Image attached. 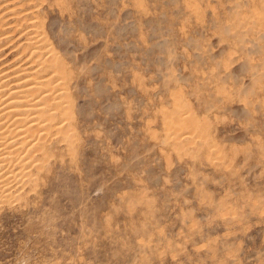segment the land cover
Returning a JSON list of instances; mask_svg holds the SVG:
<instances>
[{
  "label": "rangeland",
  "instance_id": "1",
  "mask_svg": "<svg viewBox=\"0 0 264 264\" xmlns=\"http://www.w3.org/2000/svg\"><path fill=\"white\" fill-rule=\"evenodd\" d=\"M0 1V71L66 126L0 264H264V0Z\"/></svg>",
  "mask_w": 264,
  "mask_h": 264
},
{
  "label": "bare ground",
  "instance_id": "2",
  "mask_svg": "<svg viewBox=\"0 0 264 264\" xmlns=\"http://www.w3.org/2000/svg\"><path fill=\"white\" fill-rule=\"evenodd\" d=\"M28 1V0H27ZM31 1V0H30ZM29 1V2H30ZM1 2V1H0ZM33 2V1H32ZM7 3H4V6H9V5H6ZM3 5V4H2ZM9 9V8H8ZM12 9V8H11ZM7 10V9H6ZM8 11V10H7ZM11 11V10H10ZM9 11V12H10ZM6 12V11H5ZM27 12V11H26ZM17 13V12H16ZM20 15H21V12H18ZM17 13V14H18ZM30 13V11L28 12ZM10 14H12V16L15 15V11L14 13L10 12ZM18 14V15H19ZM23 14V13H22ZM32 14V13H31ZM5 15V13H4ZM30 17L32 15L28 14ZM35 15V14H34ZM38 15V14H36ZM17 17V16H16ZM32 18V17H31ZM29 18V19H31ZM7 19V18H6ZM16 19V18H15ZM34 19V17H33ZM12 20V19H11ZM36 19H34L35 21ZM38 20V19H37ZM24 21V20H23ZM30 21V20H29ZM32 21V20H31ZM33 22V21H32ZM32 22L31 25L33 24ZM28 23V22H27ZM2 24V23H1ZM37 24V22H36ZM15 25V24H14ZM5 26V25H4ZM33 26V25H32ZM20 27V26H19ZM37 27H39V25H37ZM17 28V27H16ZM15 28V29H16ZM5 29V28H4ZM32 29V28H31ZM33 30H36L37 29H33ZM39 30V29H38ZM24 31V30H23ZM26 31V30H25ZM35 31V32H36ZM34 33V31H30V33ZM39 32V31H38ZM23 33V32H22ZM29 33V32H27ZM9 34V33H8ZM7 34V35H8ZM24 34V33H23ZM36 34V33H35ZM34 34V35H35ZM11 35V33H10ZM21 34H19L20 36ZM28 35V34H27ZM25 36V37H28L30 38L29 36ZM33 35V34H32ZM30 35V36H32ZM39 34H37L38 36ZM7 37V36H6ZM38 37H41L38 36ZM37 37V38H38ZM18 38V37H17ZM36 38V37H35ZM34 38V39H35ZM16 39V38H15ZM31 39V38H30ZM33 39V38H32ZM39 39V38H38ZM45 39V38H44ZM40 40H43V39H40ZM26 41V40H25ZM28 41V40H27ZM31 40H29L28 42H30ZM37 41V40H36ZM28 42L26 44H28ZM31 43V42H30ZM29 43V44H30ZM32 43H34V41L32 40ZM38 43V45L36 44V46L38 47L39 44L41 46V41H38L36 42ZM9 44V43H8ZM20 44V43H19ZM7 46V45H6ZM27 46V45H26ZM33 50H31V52L35 50H40V46L38 49H36L37 47L34 48V46L31 44L29 45ZM47 46V45H46ZM4 47V46H3ZM25 47V46H24ZM51 47V46H49ZM42 48H48V47H43V44H42ZM26 50V48H24ZM29 50V49H28ZM42 51V50H41ZM44 51V50H43ZM42 51V52H43ZM48 51V50H47ZM50 51V50H49ZM37 53V52H36ZM35 53V54H36ZM39 53V52H38ZM50 52H48L49 55H53V54H50ZM34 55V53H32ZM40 54V53H39ZM42 54V53H41ZM20 55V54H19ZM18 55V56H19ZM32 55V57H33ZM44 54H42V57H43ZM47 55V54H46ZM31 56V55H30ZM29 56V58H31ZM38 56V55H37ZM36 57V59L39 57ZM41 57V58H42ZM50 56H48V59L50 60L51 58H49ZM45 58V56H44ZM15 59V58H14ZM33 59V58H32ZM35 59V60H36ZM58 58L56 57V60ZM26 60V58H25ZM39 60V58H38ZM44 59H42L43 61ZM49 60H46L49 62ZM52 61L54 62V59H52ZM36 62V61H34ZM34 62H32V64H35ZM41 62V61H40ZM47 62V63H48ZM52 62V63H53ZM58 62H60V60H58ZM57 61H55V63H58ZM21 63V62H20ZM39 63V61H38ZM51 63V62H50ZM51 63V64H52ZM22 64V63H21ZM37 64V63H36ZM42 64V63H41ZM41 64H38L42 67ZM59 64V63H58ZM58 64H56V66H58ZM19 65V64H18ZM17 65V66H18ZM30 65V64H29ZM45 65V64H44ZM55 65V64H54ZM39 66L40 68V71L39 73L41 72L42 73V69L41 67ZM47 67V65H45ZM43 66V67H45ZM15 68V67H14ZM36 70L38 69V67H35ZM17 69V68H16ZM25 69V67H24ZM51 68H49L50 70ZM55 69V68H54ZM58 69H60V67L58 66ZM39 70V69H38ZM45 70V69H44ZM48 70V69H47ZM46 70V71H47ZM52 70V69H51ZM32 71V70H31ZM35 70H33L34 72ZM57 73H59L60 71L59 70H56ZM55 70L53 71V74L54 72H56ZM59 71V72H58ZM5 72V71H4ZM16 72V71H15ZM23 72V71H22ZM26 72V71H25ZM29 72V71H28ZM12 73V72H11ZM21 73V72H20ZM31 73V72H30ZM38 72H34L33 75L37 74ZM38 73V74H39ZM45 74V73H44ZM47 74V72H46ZM53 74L51 73V75L53 76ZM56 74V73H55ZM17 74H15L16 76ZM32 75V77H33ZM50 75V74H49ZM48 75V76H49ZM49 76V77H52V76ZM57 75V74H56ZM12 77V75L10 74H7V73H3L0 71V202L3 203L2 201H9V198H11L12 193L16 192L19 188H21V186H25L26 184H29L31 182V176H32V172L34 170H38L39 167L41 166V161L42 159L45 157V155L47 153H49V148H48V143H50L51 141V138L53 137V132L55 133V131H62L63 129L62 128H66L65 124H64V127H58L56 128L55 126L57 125H54V120H58V119H61L58 117V119H53L57 114L54 110V112L52 113L53 110H51L49 107H47L46 105H42L43 101H50V103L53 101H55V97H52L50 93V91L54 88L52 87H49L51 88L49 90V93L48 92H45L44 95L43 94H40V95H43L41 98L38 96V97H34V99L38 98L39 100H30V99H27V97L25 96L26 93L29 91H26V92H21L19 90H22V88H31L32 91H30L31 93L32 92H36L38 91L37 87L39 88V86H42V85H39V82L38 84H35L37 81H36V78H32L34 80V83H29V80L26 81V78L25 80H23L22 82H19V80L21 79H18L17 78V82L18 84H15L14 83V80L13 79V83L10 85V78L9 77ZM14 76V75H13ZM36 76V75H35ZM42 76V75H41ZM63 76V75H62ZM49 77H44V80ZM65 77V76H63ZM62 77V78H63ZM21 78V77H20ZM39 78H40V75H39ZM42 78V79H43ZM53 78V77H52ZM50 79V80H54V79ZM57 78V77H56ZM55 78V79H56ZM57 78L56 80H62ZM29 79V78H27ZM42 79H37L38 81L39 80H42ZM31 81V80H30ZM48 81V80H47ZM57 81H55V84ZM60 82V81H59ZM50 84V86H52V82H46L45 84ZM61 83V82H60ZM43 85H44V81H43ZM65 85L64 83L61 85V84H57V86H63ZM54 86V85H53ZM40 88H46V87H40ZM39 88V89H40ZM33 89H35L36 91H34ZM56 90V88H54ZM26 90V89H24ZM44 89H41V93L43 92ZM55 90L53 92H55ZM62 91L65 89H61ZM60 88H59V91H61ZM23 91V90H22ZM58 92V91H57ZM54 93V94H57ZM29 93V92H28ZM60 93V92H59ZM63 94V93H62ZM62 94H59V98L57 97V99H60L62 97ZM67 92H65V94H63V97L66 96ZM31 95V94H30ZM68 95V94H67ZM55 96V95H53ZM57 96V95H56ZM32 98V96H30ZM29 97V98H30ZM68 97V96H67ZM65 97V98H67ZM64 100V99H63ZM58 101V100H57ZM52 102V104H53ZM56 102V101H55ZM60 102V101H59ZM47 103V102H46ZM44 102V104H46ZM64 102H62V104H58V102L56 103V105L58 106H64L63 105ZM67 105H68V100H67ZM49 104V103H48ZM55 105V104H54ZM65 105V106H67ZM56 106L55 108L57 109ZM60 106V107H61ZM66 108V107H65ZM69 108V106H68ZM63 108L60 109V111L62 110ZM66 110V109H65ZM58 111V112H60ZM68 111V110H67ZM62 116V115H61ZM68 116V115H67ZM64 121L65 118H64ZM63 123V122H61ZM58 124V123H56ZM67 125V124H66ZM68 128V127H67ZM175 130V129H174ZM67 131H70V130H67ZM183 132V131H182ZM65 134V133H64ZM63 134V136H64ZM71 134V133H70ZM56 135V133H55ZM67 135V134H66ZM68 136V135H67ZM183 136V134H182ZM186 136V135H185ZM61 137V136H60ZM69 137V136H68ZM67 138V137H66ZM58 140V139H57ZM68 140V139H67ZM176 140V139H175ZM70 141V140H69ZM63 142V141H61ZM60 142V143H61ZM72 142V140H71ZM70 143V142H69ZM71 144V143H70ZM51 146V144H50ZM56 150V149H55ZM50 154V153H49ZM47 156V155H46ZM45 160V158H44ZM46 161V160H45ZM38 174V173H36ZM12 194V195H11ZM17 199V198H16ZM11 200V199H10Z\"/></svg>",
  "mask_w": 264,
  "mask_h": 264
}]
</instances>
